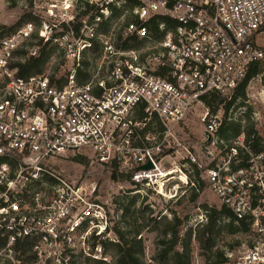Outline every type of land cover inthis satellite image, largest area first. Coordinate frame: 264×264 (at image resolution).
Here are the masks:
<instances>
[{
    "label": "built area",
    "instance_id": "2783aa9c",
    "mask_svg": "<svg viewBox=\"0 0 264 264\" xmlns=\"http://www.w3.org/2000/svg\"><path fill=\"white\" fill-rule=\"evenodd\" d=\"M41 1L37 25L13 30L0 5V264H108L107 205L63 166L79 156L113 180L148 185L173 171L161 163H172L171 139L198 109L214 150L206 167L187 149L183 163L264 237V140L259 153L244 133L218 140L219 117L204 103L262 65L264 0ZM34 38L66 53L64 79L19 76V48ZM94 49L100 59L86 69Z\"/></svg>",
    "mask_w": 264,
    "mask_h": 264
},
{
    "label": "rangeland",
    "instance_id": "374dc122",
    "mask_svg": "<svg viewBox=\"0 0 264 264\" xmlns=\"http://www.w3.org/2000/svg\"><path fill=\"white\" fill-rule=\"evenodd\" d=\"M42 2L41 0H0L3 9L2 25L9 29L19 27L26 21H32L37 25L38 19L40 20L42 16V6H44ZM261 45L264 48V37ZM19 49H25L23 50L27 53L25 57H30L32 54L37 57L42 50L50 54L41 67L42 75L62 80L68 73L69 63L62 49L43 46L36 38ZM99 59L98 49L87 52L83 59L84 67L88 69L89 65L97 63ZM233 95L234 93L227 97L221 96L223 103L211 115L217 114L221 125L232 123L231 135L235 128L239 127L240 131L252 129L257 137L264 140V60L259 74L250 79L243 95L234 100L225 115V106ZM203 112L200 109L195 111L184 124L180 125L179 131L171 139L174 147L173 161L169 164L163 160L160 168L162 172L172 169L171 178L156 177L148 185L145 183L134 185L121 178L113 180L98 168L91 170L84 158L79 156L73 160L74 164L63 166L64 176L70 182L76 179L78 184L85 182L96 186L98 194H101V200L107 205L110 239L118 242L119 238L115 231L126 235L125 238L128 240L142 237L144 261L147 264H153L151 259L160 248L158 243L170 240V236H162V229L165 223L174 217L180 219L182 223L180 228L182 239L186 238L189 229L193 231L190 241V264H210L216 251L225 255L226 264H264V237L256 235L251 230L249 232L237 231L233 226L234 229L230 231L221 221L214 228L213 247L209 252L201 249L195 241L194 231L200 228L199 225L206 223L205 209L220 210L221 207L205 181L198 191L193 189L188 178L194 181L195 171L190 175L187 174L186 169H193V167L189 168V165L183 163L186 155L185 149L197 157L202 168L210 163L211 157L207 152H212L214 149L211 141L203 137L204 123L201 122ZM216 153L217 151L214 155ZM201 173L202 169L199 171L200 176ZM160 182L161 186L163 184L162 195L158 194ZM107 254L110 259L109 263L112 264L116 252L112 247H108ZM254 255L258 257L253 259Z\"/></svg>",
    "mask_w": 264,
    "mask_h": 264
},
{
    "label": "trees",
    "instance_id": "16d2710c",
    "mask_svg": "<svg viewBox=\"0 0 264 264\" xmlns=\"http://www.w3.org/2000/svg\"><path fill=\"white\" fill-rule=\"evenodd\" d=\"M15 29V28H14ZM13 30V29H9ZM19 55L21 57L25 56L24 52H20ZM50 54H46L43 50L40 51L37 57H25L23 64H15L18 66V74L21 77H28L31 75H39L41 74V67L44 64L45 60L49 58ZM46 56V57H45ZM26 58H28L26 60ZM262 68L261 64H255L250 69L249 73L243 80V82L237 87L234 92L233 97L225 106V115L227 114V109L234 102V100L240 95H243L244 89L247 83L251 78L255 77L259 74L260 69ZM219 95H211L210 97L204 99L205 105L209 108L210 114H214L218 106L223 103L222 99ZM233 127L232 123H225L220 125V128L217 132V139L224 141L226 143L234 140L241 133H244L246 141L249 140L251 136H253V143L251 148L254 152H262V148L260 147V142L263 141L251 130L240 131L239 127L235 128L234 133L230 134V128ZM229 133V134H228ZM192 172L195 171L196 179L192 181L190 178L189 183L198 191L200 185L203 184V180L200 178L199 171L197 167L191 165ZM191 172V173H192ZM190 173V174H191ZM189 174V175H190ZM205 214L207 215L206 223L204 225H199L200 228L194 231L195 233V241L199 244L201 249L210 251L213 247V232L214 228L217 227V223L223 221L228 230H233L234 227L237 231H250V223L245 218L242 220H237L231 211L226 207H220V210L217 209H205ZM181 221L177 217H174L171 221L166 222L162 229V236H170L169 241H161L158 243L160 247L154 257L151 259L153 264H190L191 263V249H190V241L192 230L189 229L186 233V238L182 239L180 237V228ZM234 226V227H233ZM118 235V242H113L110 240H106L101 242V246L103 250L107 253L108 247H112L116 256L113 259L112 264H147L144 261V243L140 237L139 239L132 238L130 240L126 239L125 236L119 231H115ZM209 262V257L207 259ZM227 258L222 252L216 251L213 255V261L210 264H226ZM91 264H107L101 261H94ZM110 264V263H108ZM151 264V263H150Z\"/></svg>",
    "mask_w": 264,
    "mask_h": 264
},
{
    "label": "bare ground",
    "instance_id": "6f19581e",
    "mask_svg": "<svg viewBox=\"0 0 264 264\" xmlns=\"http://www.w3.org/2000/svg\"><path fill=\"white\" fill-rule=\"evenodd\" d=\"M172 172H173V171H172ZM170 173H171V172H170ZM170 173H168V174H161V175H160V179L168 178V175H170ZM162 186H163V184H162ZM162 186H161V182H160V192H158V194H160V195L163 194Z\"/></svg>",
    "mask_w": 264,
    "mask_h": 264
},
{
    "label": "water",
    "instance_id": "95a60500",
    "mask_svg": "<svg viewBox=\"0 0 264 264\" xmlns=\"http://www.w3.org/2000/svg\"><path fill=\"white\" fill-rule=\"evenodd\" d=\"M152 166L148 163L146 165L141 166L138 170L147 171L150 170Z\"/></svg>",
    "mask_w": 264,
    "mask_h": 264
}]
</instances>
